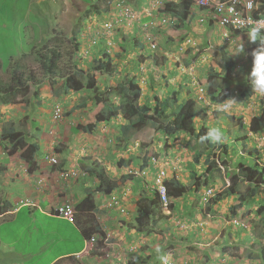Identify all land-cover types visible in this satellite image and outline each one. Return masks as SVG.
<instances>
[{
    "label": "rangeland",
    "instance_id": "rangeland-1",
    "mask_svg": "<svg viewBox=\"0 0 264 264\" xmlns=\"http://www.w3.org/2000/svg\"><path fill=\"white\" fill-rule=\"evenodd\" d=\"M261 2L264 4V0ZM181 24L183 23L168 28L164 35L159 36L161 45L167 48L163 51H168L171 56L163 57L160 53L162 57H159V59L167 60V73L165 69L160 67L159 72L155 69L150 70L148 74H151V80L136 87L141 90L140 104L153 106L156 99L164 100L176 95L185 104L187 108L185 123L176 136L168 138L164 134L147 127L138 133L133 131L130 139L125 142L121 139V125L126 123L121 117L122 115L112 120H97L104 104L111 102L113 105H120L122 103L120 95L113 92L114 90L118 91L115 87L119 81L126 79L124 72H121L117 75L102 76L97 79V85L91 92L80 91L62 94L55 98L54 93L59 91V86L54 88L46 86L40 89L41 100H49L53 104H55L54 101L59 103L63 107L64 118L67 120L66 126L61 123L56 129L60 132L58 138H51L46 143L55 141L57 144L61 141L57 145L63 147L62 152L64 154H71L74 155L75 159H82L77 165L86 175L75 180L74 184L79 182L85 184V181L93 179L94 176L90 172L91 164L96 167L97 171H105L106 175L113 180L130 182L132 177L125 175L126 164L139 166L145 154L148 157L156 156L159 158L160 162L157 159L156 161L160 165L173 164L176 166L177 172L174 175L178 176L179 180L189 189L186 197L194 202L195 209L179 208L180 201L173 211L174 216L171 218L162 207L155 209L152 212V220H160V223L152 228L150 236L152 239L148 242V236L145 235L139 241H127L129 244H121L117 248L120 252H125L126 256H129L130 247H133L143 256L151 257L149 264H156V253L152 251L159 247L162 249L160 255L171 254L170 264H264V217L258 215V209L264 206L263 187L254 185L258 195L251 200L249 195L253 187L248 181L239 179L236 180L235 185H232L231 179H229V176L237 174L240 164H247L250 167L258 168V170L264 168V150L261 153L258 147H254L256 146L255 140L246 139L244 136L240 138V135H237L238 138L236 137L239 131V118H246L245 124L248 125L249 113L254 103H238L224 117L223 112L218 111L219 104L212 102L213 98L210 100L214 104L209 102V105L204 102L198 103L195 100L199 87H206V80L207 85L209 80L210 85L214 84L213 89L216 88L217 91L220 89L227 91L228 87V93L233 88L232 84L229 83L230 80H244L248 71H252L253 56L251 53L256 49V46L248 40L246 32L241 35L245 52L233 55L228 51L230 46L227 41L220 37L211 35L204 37L196 34L197 26L193 23H187L186 27ZM184 38H189L191 41L185 44V51H182L179 50L177 44L183 42ZM64 47L68 48L69 46L65 45ZM11 53L12 51L5 44H0V60L5 68H8V61L12 59ZM157 54H154L155 59H157ZM137 58L139 56L128 59L129 64H127L126 70L132 67V60L136 61ZM228 58H232L236 62L233 67L236 70L233 73L227 72L220 66L229 62ZM23 63L28 64L31 68L36 67L31 58H21L18 66L23 65ZM77 78L83 85V75H77ZM49 82L47 79V83ZM44 83L43 78L42 84ZM106 83L112 84L113 87L108 90L109 87L105 85ZM230 84L231 86H229ZM33 94L19 91L8 98L15 102H23L26 107H29V100L33 98ZM252 96L256 102H262L259 96L254 93ZM221 99H223L222 93L218 103ZM108 100L110 101L108 102ZM53 104L44 106V110H41L44 112L41 114L42 118L51 110ZM259 108L256 113L259 112ZM18 119H20L19 116ZM29 121L28 119L20 122V127L26 128L28 135L29 129L27 127L37 124ZM203 124L208 128L212 126L221 127L227 138L225 143L215 144L217 151L214 157L213 151L207 149L211 145L207 142L201 143L192 134V132L194 134L199 132ZM61 126H65L62 127L65 131L61 130ZM77 126L91 127L92 131L73 133V128ZM4 144V141L0 144L1 148ZM224 146L227 147V151ZM196 156H199L198 162L195 159ZM208 160L211 162L210 165H207ZM123 161L124 163H122ZM89 184L93 185L91 182ZM96 188L102 189L100 184ZM138 188L140 189L139 186ZM209 188L214 190L216 197L206 206H201L198 200L201 199L202 193ZM220 196L222 197L219 198ZM107 200L97 197L98 203L104 204ZM235 204H242V207L238 211H232L231 208ZM232 213L244 223L243 229L232 223ZM174 220L184 224L187 227L186 231H177L172 225ZM2 229L0 227V231ZM12 230L15 234L18 233L15 225L12 226ZM62 231L66 237L71 234V231L69 232L67 229ZM17 238L22 239L19 236ZM113 242L114 239L110 238L108 250L119 252L114 250ZM40 246H42L41 242ZM67 247L68 244L60 243L54 246L51 242H47L43 250L44 252H60ZM4 250L8 251V249ZM0 253L9 256V252ZM172 258L177 260V263H174ZM8 261L6 259L4 263ZM115 261L117 264L121 262L119 259L113 261L108 258L103 262H105L104 264L107 262L116 264Z\"/></svg>",
    "mask_w": 264,
    "mask_h": 264
},
{
    "label": "clouds",
    "instance_id": "clouds-1",
    "mask_svg": "<svg viewBox=\"0 0 264 264\" xmlns=\"http://www.w3.org/2000/svg\"><path fill=\"white\" fill-rule=\"evenodd\" d=\"M207 1H208V5L203 6L197 4L195 0H188L190 4L188 8V14L190 18L185 19L181 15L183 13V8H181L180 5L182 4V0H107V3H109L108 8H106V10L103 13L96 14L95 17L87 18L81 25L78 26L77 30H73L72 32L56 31L57 32L56 35H53L54 33L50 34L49 39L47 41L48 44L46 46H49L50 48H56L58 49L57 50L58 53L59 51L61 53L60 54L61 57L58 59L57 67L53 75H49L48 73H46L42 69L39 63V57L43 56V54H45L47 51L46 49H43L45 45L37 49L35 51V55L21 57V58H31L32 63L36 64V67L31 68L29 67L28 64L23 63V65L22 64L20 65L19 69L23 67L28 69V72L31 70L33 72L41 74V79L39 81H36V83L34 81L29 82L30 85H35V87H38V88L34 87L35 89H33L35 93L32 95L33 98L29 100V107H26V104L23 102H15L10 100L8 97L12 95L7 96L6 99L10 102V104H18V103L23 104L21 106L23 107L24 110H26L25 112H28L29 114L31 108L34 107V104H37V107L40 109V114L38 113L36 114L38 116V118L36 119L38 120L34 121L37 124H39L37 127H35L36 140L40 138V135L43 134L44 132L51 134L47 136L58 138L60 132L56 131V129L59 128L61 123L65 124L67 122V120H65L64 118L63 107L56 101H54L55 104H53L52 102L46 103L47 105L49 104H53V105L51 107V110L47 112L43 118L41 117V114L44 113L41 112V110H43L44 108L43 103L45 102V99H42L44 100L42 102L39 96V90L46 86L53 88L56 86L60 87L59 84H54L53 86H50L49 83H47V79L52 77V79H56L57 81H60L59 79L62 78V76H64L65 74L72 76V78H74V80L77 82L80 88V90L77 92L80 91L91 92V90H93L97 85V81H96L97 79L101 78L102 76L117 75L118 73L121 72H124L126 79L124 80L121 79L117 84V86L116 87L114 86L117 89H119V86L122 82L126 80L129 81L130 79H133L137 85L141 83H145L151 80L150 78L151 74H148L150 70L155 69V71L159 72L160 68H163L166 70L165 72L167 73V68H168L166 66L167 60L159 59V57L162 56L171 57V56L170 53H168V51H163V49L167 50V48L161 45L159 36L164 35L168 28L170 27L172 28L173 26L179 25L180 23H183L181 25H183L184 27L187 26L186 25L187 23L190 24L193 23V25L197 26L196 34L203 35L204 37L208 35L217 38L220 37L221 39L227 41L228 45L230 46L228 51L233 55H239L245 52V47H244V43L241 40V35L247 32L248 40L251 43L255 44L256 49H254L253 52L251 53V55L253 56L252 71L250 72L248 71V74L246 75L245 79L242 80V83L245 84L246 78L250 75L248 79L250 81L252 91L256 96L260 97V101H261L262 98L264 97V4L263 2H261L262 0H257L256 3L254 4V7L251 10L246 9V7L244 6L246 0H207ZM120 3H123V5L130 10L132 16L129 18L124 17L125 20L123 22L117 23L116 22L117 15L118 13H121V9L118 7V4ZM217 5H224L225 8L223 13H220L216 9ZM210 6H213L212 9L210 8ZM231 6H234L237 11L242 12L241 17H236L235 15L230 14L228 12L227 8ZM248 7L251 8L252 4L249 3ZM220 14H223L224 16H227L229 18L230 23L228 25L222 24L220 19H218ZM240 19H244L245 23ZM239 21H241L243 25L240 26L238 23ZM107 23L113 24V27L110 30L105 28V25ZM211 31H213V33H211ZM148 36L152 37L156 42L157 47L155 49L151 48L150 42L148 41ZM190 41L191 40L189 38L187 39L184 38L183 40L184 44H182L183 42L181 43L179 42L177 44L179 50L185 51L184 50L185 44L190 43ZM65 45L69 47L65 48L64 47ZM160 53H162V56H160ZM154 54H157V59H155ZM130 56L131 57L139 56V58H137L136 61L132 60L133 62L132 67L129 70H126L127 64H129L128 59L131 58ZM146 57L148 58L145 60ZM228 60L229 62L225 63V65L231 64L232 65L231 72L233 73L236 70L233 68L234 65H236V62L235 60H232V58H228ZM99 63L104 65L105 67L104 71H100L96 69ZM80 74L83 75V85L80 83V79L77 78V75ZM43 78L45 81L44 84H42ZM92 80L95 81V85L92 89H89L87 87V84L88 83L92 84L91 82ZM105 85L108 84L106 83ZM205 85L206 87L200 86L198 93L196 94L195 100H197L198 103L204 102L207 105H209V102L211 104H214L212 102H215L219 104L217 107L218 109L226 110L227 112H230L229 110L238 103H242V102L254 103V106L252 107L249 113L250 118L248 120V125L245 124L246 118H242L243 120H245L244 130L242 131L239 130L236 134V137L238 138L239 136L237 135H240V138H243L242 136H244L246 139L249 138L252 141L255 140L256 146L254 147L255 148L258 147L261 153H263L264 132H253L249 129L252 118L261 113L263 102L261 103L259 101L256 102L253 96L242 97L240 96V94L236 93L235 95H233V98L234 96H236L237 99L225 100L223 98L218 103L217 100L220 97L219 90L215 92L216 88L213 89L214 84L210 85L209 80H208V85H207V80ZM229 86H231V84ZM108 87L109 90L113 87V85L110 84L108 85ZM85 88H87L88 90H86ZM233 89L234 87L232 88V90ZM18 91L19 90H17L16 92ZM118 91L114 90L113 92L119 94ZM57 92H60V95H62V94L74 93L76 91H68V93H61L62 91L60 88L59 91ZM57 92L54 93L55 98L59 97V94H57ZM36 93H37V97H35ZM210 98H213L212 102ZM216 98L218 99L215 100ZM109 101L110 100H108V102ZM121 104L114 106L119 107L121 106ZM108 106L113 107V104L109 102L108 104L103 105V108L99 113L97 119L98 121L104 120L102 114L104 115L108 113L109 110ZM258 107H260L259 112L256 113ZM233 109L234 108H232L231 110ZM56 112L59 114L58 119L55 118ZM227 112H223V113H227ZM120 115H122L121 117H123L121 111L117 117H119ZM32 116L34 117V115ZM117 117L110 119L105 118V119L112 120ZM28 119L30 120L29 122H31L32 118L30 115L28 116L23 115L22 117H20L19 123L16 124L17 128L5 130L2 133H0L1 135L0 144L3 141L5 142L2 148L0 146V150L3 153L2 156L9 155L8 151L11 147V143L8 139L7 134L10 130H17L24 133L25 145L21 148H24L26 145L31 144L28 145L26 151L33 150V148L36 147V145L39 146L38 149L41 148V145L37 141H35V139L32 140L33 137L32 132H34V130L31 131L29 130V135H28L27 129L20 127V122L26 121ZM40 119H42V121H40ZM126 123L122 124L121 127ZM65 126H61V128ZM83 127L86 129L85 130L81 129L78 131L79 128L78 126L76 128H73V133L75 132L89 133L90 131H87L88 129L92 131L91 127L88 128L86 126ZM226 139L227 138L222 128L219 126L209 127L207 132L204 135L200 136L201 143L208 141L211 142L212 144H222L226 142ZM58 143L59 142H57V144ZM57 144L55 143V141H53V144L46 143L45 145H43L41 152L44 153L43 158L46 159L47 164H49L52 168L56 169L58 175L61 171L78 170L79 172L76 178H71L70 180H63L59 175L60 180L64 182H75V180L81 179L82 176L84 177L86 175L85 172L82 171L81 168H79V166L77 165L78 163H80L82 159L81 158L75 159L74 155L64 154V152H62L63 147ZM37 152H40V150H37ZM49 156L57 157L60 160V162L57 165H52L47 159V157ZM156 159L160 162L159 158H157L156 156L148 157L145 154L143 161L139 166H130V165L126 166L125 175L132 177L130 182L113 180L110 176L106 175L108 178H110L113 182L117 184V188L111 194H113L117 190L118 195H114L113 198H110L104 204L98 203L97 195L102 194L104 196H109L111 194L106 195L103 192H100V189L96 188V186L99 184L101 186V182L97 179L94 173H91V175L95 177V178L93 177L92 180L85 181V184L79 182V184L81 183L82 185L84 184L90 186L85 190V192L87 190H92V191L98 190V192H96L95 194V201L96 204L97 203L98 204L92 224L93 226L98 225L99 229L104 233V236H102L99 232H96L94 230V227L91 233H89L88 229L85 230L88 236L87 234H85V231L80 230L77 227L76 205L81 200L76 204L68 200L60 202L57 206H55L52 209L51 212L52 216L65 220L66 223L68 222V224L70 223L72 225H75L77 229L80 230L82 236L85 239L83 252L92 255V257L97 260L103 262L107 258L113 261L114 259H119L121 261L120 264L122 263L127 264L128 260L134 254L143 256L140 252H137L136 249L133 247H130L131 249L129 248L131 252L129 256H126L125 252H120L118 248L114 250L119 252H110L107 246L110 245L109 244L110 238L114 240L115 238L112 237L111 234L108 236V234L102 229V227L100 226L101 224L100 220L102 217L101 215L109 214L106 211L112 213V215H110L112 217H116V216L121 217V215L124 217H130V212L127 210L126 205L123 203V201L125 200L126 197H128L129 194H131L132 192L131 186L138 192L137 200L140 199L141 194H146V196L157 198L159 201L157 208L162 207L164 211L166 210L168 212L167 215H169V218L174 216L173 211L176 209L180 201L181 203L179 208L188 207V210L191 208L195 209V207L193 206L194 202H191L186 197V195H188L187 193L189 189L185 184L181 182V180H179L178 176L174 175L177 172L176 166H174L173 164H170L168 166L164 164L160 165L159 162L156 161ZM92 170H97L93 164L90 165V172H92ZM159 178H161L163 182V187L165 189V194H166V202L164 201V198L160 193V189L158 188ZM173 180L182 183L188 189L187 193L183 197H178V198L169 197L167 191V183ZM89 182H91L93 185H90ZM36 183L38 186H41L44 183V179L39 178L36 181ZM138 186L140 187V189L138 188ZM102 195H100V198H104V196ZM200 197L201 199L199 198L198 200L199 204L201 206H206L213 198L216 197V194L212 188H209L208 190H205ZM221 197L222 196H220L219 198ZM137 200L136 201L134 200L135 207L137 206L136 205ZM33 203L34 202L29 200L19 201V205L21 206L34 207ZM67 206H70L73 209L72 220L66 219L64 215H61L58 212L59 208L67 207ZM99 206L100 207L104 206V208L99 211V214H97L99 210ZM236 206H239L236 209V211H238L242 207V204H235L231 208V210L233 211V209ZM137 216L138 215L136 212V217L134 219V222L132 220L133 229L135 230V232L139 233L143 238L145 235H147L148 236L147 240L149 241L150 239H152L150 238L152 233V228H154V225H158L160 223V220H152L151 217V220L149 221L146 227V229L150 233L146 234L145 232L138 231L136 225ZM232 218H233L232 220L233 224L239 226L240 228L245 227L244 223L240 219H238L237 216H234L233 213H232ZM172 225H174V228L177 231H186L187 229V227L184 224H182L177 220H174L172 222ZM149 226L151 227L149 228ZM112 234L114 235V233ZM161 251L162 249H160L159 247H157L156 250L152 251L156 253L157 262L159 264H170L171 254L160 255ZM143 257H147V256H143ZM172 260L174 263H177V260L173 258ZM115 263L117 264L116 261Z\"/></svg>",
    "mask_w": 264,
    "mask_h": 264
},
{
    "label": "crops",
    "instance_id": "crops-1",
    "mask_svg": "<svg viewBox=\"0 0 264 264\" xmlns=\"http://www.w3.org/2000/svg\"><path fill=\"white\" fill-rule=\"evenodd\" d=\"M108 6L107 0H0V44H5L12 51L8 68L0 60V86L10 84L11 75L20 68L18 63L21 57L33 56L37 49L47 44L49 33L77 30L87 18L103 13ZM21 71H24L23 80L36 82L41 79V74H29L28 69L23 67L18 72ZM34 87L28 84L18 90L31 95ZM18 92H13L12 96ZM6 98L5 92H0V133L17 128L16 124L20 120L18 116L31 115L33 123L38 120L36 114H40V109L37 104H34L29 114L21 106L23 104H10ZM49 102L45 100L43 106ZM38 125L27 128L34 130L32 140L35 139L41 148L38 149L36 145L33 150L26 151L28 145H31L28 144L14 155L0 154V227L3 228L0 231V252H9V256L0 253V264H104L83 252L85 239L75 225L52 216V209L60 202L68 200L76 204L85 197V190L90 186L60 180L56 169L47 164L41 152L43 145L54 137L44 132L36 140L35 127ZM39 178L44 179L41 186L36 183ZM131 189V194L123 201L130 217H112L109 211H106L108 215H101L100 226L108 236L111 234L115 238L114 249L121 244H129L127 241L143 238L132 226V220L134 222L136 217L134 200L138 199V192L132 186ZM100 195L97 197L100 198ZM114 195H118L117 190L109 196H102L109 200ZM21 200L34 202V207L19 205ZM103 208L99 206L97 214ZM14 225L18 230L16 234L12 230ZM63 229L71 231V234L66 237ZM18 236L26 241L18 239ZM47 242L54 246L68 244V247L60 252H44ZM6 259L9 261L4 263Z\"/></svg>",
    "mask_w": 264,
    "mask_h": 264
},
{
    "label": "trees",
    "instance_id": "trees-1",
    "mask_svg": "<svg viewBox=\"0 0 264 264\" xmlns=\"http://www.w3.org/2000/svg\"><path fill=\"white\" fill-rule=\"evenodd\" d=\"M181 8H183V13L181 14L185 19L190 18L188 14V8L190 6L188 0H182ZM56 31L53 35H56ZM48 44V43H47ZM46 44V45H47ZM44 46L43 49H46V53L43 54V56L39 57V63L42 69L48 73L49 75H53V73L56 70L58 59L61 57V53L56 48H50L49 46ZM40 54V53H39ZM223 69H226L227 72H231L232 65L231 64H223L220 65ZM1 67V62H0ZM97 70L104 71L105 67L103 64L99 63L98 67H96ZM24 71L16 72L14 71L10 84L7 86H0V92L4 93L5 95L9 96L12 95L13 92H16L18 89L28 86L30 80H23ZM29 74H34L33 71H29ZM66 75V74H65ZM62 76L60 78V81H57L56 79L49 78V85L53 86L54 84H59L61 88V93H68V91H79L80 88L77 84V82L72 78V76L66 75ZM250 76V75H249ZM248 76V77H249ZM248 77L245 80V84L242 83V81H232L230 80L229 83H231L234 87V89L229 94L226 89H220L219 94L222 93V98L225 100L233 99V95L240 94L242 97H249L252 96L253 91L250 85V81ZM92 84L88 83L87 87L89 89H92L95 85V81H91ZM36 83V82H35ZM249 83V84H248ZM248 84V85H247ZM137 84L133 79H130L129 81H124L119 86V94L122 99L121 106H108L109 110L107 114H102L103 119L105 118H114L117 117L120 114V111L123 114V118L126 120V124L121 127V139L123 141H128L131 137V133L135 131V133H138L142 131L143 129L150 127L154 129L155 131L164 134L166 137L170 138L172 136H176L178 134V131H180L185 123L187 108L185 107V104L179 100V98L176 96L174 97H167L164 100L156 99V103L151 106L149 104H140L139 102V96H140V89L136 88ZM229 89V88H227ZM217 90H215L216 92ZM57 94L60 95V92H57ZM35 97H37V93L35 94ZM37 99V98H36ZM216 98L215 100H217ZM234 99H237L236 96H234ZM233 99V100H234ZM218 101V100H217ZM263 107L261 110V113L254 116L251 120L249 129L253 132H264V97L262 98ZM222 112H227L226 110H218ZM229 113V112H227ZM224 117H226V113H222ZM240 119V118H239ZM238 119V120H239ZM243 119H240V123L238 126V129L240 131L244 130V122L242 123ZM81 129H86L83 126H80L78 128V131ZM208 130V126L203 125L201 130L199 132H196L195 134L192 132V134L195 136L196 139L200 140V136L204 135ZM77 131V130H76ZM87 131H91L88 129ZM8 139L11 143V147L8 151L9 155H13L17 152V150L25 145L24 140V133L17 130H10L7 134ZM210 147L207 149H210L213 151V157L215 156V153L217 151L215 144H211V142L205 141ZM224 149L226 151L228 150L226 146H224ZM215 150V151H214ZM199 156H196L195 159L198 162ZM146 160V159H145ZM124 163V161L122 162ZM126 163V162H125ZM211 162L209 160L207 161V165H210ZM129 164H126V166ZM91 173H94L97 179L101 182V190L100 192H103L106 195L111 194L116 188L117 184L113 182L110 178L106 176V172L101 170L98 172L97 170H92ZM231 179L232 185H235L236 180L242 179L243 181H248L250 183V186L253 187V189L250 192L249 199L253 200L257 197L258 191L257 188L254 187V185H260L262 186V190L264 192V168L261 170H258V168L250 167L247 164H240L238 168L237 174L234 176H229ZM167 191L170 198H178L183 197L188 189L186 186H184L182 183L173 180L167 183ZM98 192L87 190L85 192V197L82 199L77 205H76V225L80 230H87L89 233L92 232V229L94 227V230L96 232H99L102 236H104V233L99 229L98 225L92 224L93 219L95 217V212L97 209V204L95 201V194ZM158 199L152 198L149 196H146V194H141L140 199L136 202V212H137V218H136V225L139 232H145L146 234L150 233L146 227L151 220L152 212L154 209L158 207ZM239 206H236L233 211H236V209ZM258 215L264 217V206L260 207L258 209ZM85 234L86 231H85ZM88 236V234H87ZM225 252V251H223ZM151 261V257H143L138 254H134L131 256V258L128 260L127 264H149ZM156 264H159L156 259Z\"/></svg>",
    "mask_w": 264,
    "mask_h": 264
},
{
    "label": "built area",
    "instance_id": "built-area-1",
    "mask_svg": "<svg viewBox=\"0 0 264 264\" xmlns=\"http://www.w3.org/2000/svg\"><path fill=\"white\" fill-rule=\"evenodd\" d=\"M256 1L257 0H246L244 6L246 7V9L251 10L254 7V4L256 3ZM195 2L197 4H200V5H203V6H207L208 5V1L207 0H195ZM249 3L252 4L251 8L248 7ZM118 7L121 9V13H118V15H117V18H116V22L117 23L123 22L125 20L124 17L129 18V17L132 16L131 13H130V10L127 7H125L123 5V3L118 4ZM212 7L213 6H210L211 9H212ZM224 8H225L224 5H217L216 6V9L220 13H223ZM227 9H228V12L230 14H233L236 17H241V15H242V12L241 11H237L234 6H231V7L227 8ZM218 19H220L222 24L228 25L230 23L229 18L227 16H224L223 14H220ZM240 20L245 23L244 19H240ZM241 21L238 22L240 26L243 25V23ZM252 23H253V21H252ZM112 27H113L112 23H107L105 25V28L108 29V30H110ZM148 41L150 42V46H151L152 49H155L157 47V44H156V42L154 41V39L152 37L148 36ZM58 117H59V114L56 112L55 118L58 119ZM47 159L52 165H57L60 162V160L57 157H53V156H49V157H47ZM78 173H79L78 170H68V171H61L59 173V175L61 176V178L63 180H70L71 178H76L78 176ZM158 188L160 189V193L163 196L164 201L166 202L165 189L163 187V182H162L161 178H159V180H158ZM58 212H59V214L64 215L66 219L72 220V218H73V209L70 206L59 208Z\"/></svg>",
    "mask_w": 264,
    "mask_h": 264
}]
</instances>
